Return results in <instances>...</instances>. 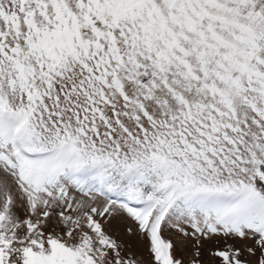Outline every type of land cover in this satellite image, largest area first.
<instances>
[{"label": "snow or ice", "instance_id": "snow-or-ice-1", "mask_svg": "<svg viewBox=\"0 0 264 264\" xmlns=\"http://www.w3.org/2000/svg\"><path fill=\"white\" fill-rule=\"evenodd\" d=\"M0 264H264V0H0Z\"/></svg>", "mask_w": 264, "mask_h": 264}]
</instances>
